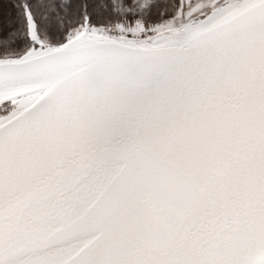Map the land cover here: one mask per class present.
Wrapping results in <instances>:
<instances>
[{
  "label": "snow or ice",
  "instance_id": "obj_1",
  "mask_svg": "<svg viewBox=\"0 0 264 264\" xmlns=\"http://www.w3.org/2000/svg\"><path fill=\"white\" fill-rule=\"evenodd\" d=\"M0 264H264V0H0Z\"/></svg>",
  "mask_w": 264,
  "mask_h": 264
}]
</instances>
